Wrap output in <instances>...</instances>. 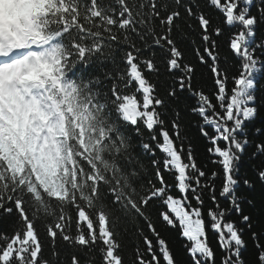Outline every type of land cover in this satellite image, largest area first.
<instances>
[{"label": "snow or ice", "instance_id": "6c2138e0", "mask_svg": "<svg viewBox=\"0 0 264 264\" xmlns=\"http://www.w3.org/2000/svg\"><path fill=\"white\" fill-rule=\"evenodd\" d=\"M0 264H264V0L0 28Z\"/></svg>", "mask_w": 264, "mask_h": 264}, {"label": "trees", "instance_id": "16d2710c", "mask_svg": "<svg viewBox=\"0 0 264 264\" xmlns=\"http://www.w3.org/2000/svg\"><path fill=\"white\" fill-rule=\"evenodd\" d=\"M200 151H201V153H203V147H202V145L200 146ZM202 158H203V156H202ZM6 226V225H5ZM42 227V226H41Z\"/></svg>", "mask_w": 264, "mask_h": 264}]
</instances>
